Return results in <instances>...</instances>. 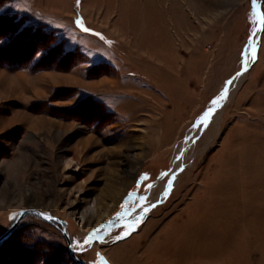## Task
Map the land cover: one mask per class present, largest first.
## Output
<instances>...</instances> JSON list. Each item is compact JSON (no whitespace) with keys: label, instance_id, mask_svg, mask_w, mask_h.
<instances>
[{"label":"rangeland","instance_id":"374dc122","mask_svg":"<svg viewBox=\"0 0 264 264\" xmlns=\"http://www.w3.org/2000/svg\"><path fill=\"white\" fill-rule=\"evenodd\" d=\"M24 208L56 224L27 213L0 264H77L62 224L74 248L103 231L85 264H264V0H0V235Z\"/></svg>","mask_w":264,"mask_h":264},{"label":"bare ground","instance_id":"6f19581e","mask_svg":"<svg viewBox=\"0 0 264 264\" xmlns=\"http://www.w3.org/2000/svg\"><path fill=\"white\" fill-rule=\"evenodd\" d=\"M152 5V4H151ZM175 9L177 10V4H175ZM154 11V14L152 13ZM150 16H153V21L151 22L150 19L147 23L146 20H136L137 23L135 22V25L137 26L138 25H141V24H146V25H149V26H154L155 28H161V22L159 23L158 25V11L157 10H154L152 9L151 13H150ZM153 24V25H152ZM259 26V25H258ZM160 32V30H159ZM166 39V38H165ZM163 38V42H165V40ZM142 43H136L135 44V47L136 49L138 50L140 47L143 48L145 47V45H149V44H154V46H161L160 43H159V40H158V35L156 36H153V35H150L148 32L143 35L142 37ZM167 42V41H166ZM139 47V48H138ZM162 47V46H161ZM238 73H241L240 75H237L235 74L231 80L233 81L232 84L230 86H228V92H227V95H226V98L221 101L220 103V106H218L216 108V111L214 112V114L210 117L209 119V122L213 121V120H216L218 119L219 117V114L221 112V106L223 104V102H226L230 97L231 95L234 93L236 87L240 84V82L242 81V79L244 78V76L246 75V69H244L243 71H240ZM103 83H108L109 86H113L116 84L115 81L111 80V81H105V82H100L98 83L99 85L103 84ZM113 88V87H112ZM212 105H210L209 107H211ZM202 117V116H201ZM200 117V118H201ZM200 118H198V120L196 121V124H199V121H200ZM217 121V120H216ZM205 125H202V126H199V127H195L194 129L190 130L188 133H187V137L185 139V141L182 143V147L179 149V152L176 154L175 158H173L171 161H170V171L167 173V179L169 180L170 179V175L173 171H175L178 166L181 164V160H183L187 154H186V151L188 148H191L193 146V143L196 139V136L197 134L199 133V131L204 128ZM168 180L167 182L161 186V192L158 194V195H154L152 197V200L151 202H149L147 205H141L139 203V201L135 204V206H133V208L131 209H128L120 218H121V222H126V223H133L137 220H139L140 218H142L144 216V214L150 209L152 208L150 205L151 204H155L157 202H159V200L163 199L164 195L166 194V192L168 191ZM151 191V190H150ZM151 193V192H150ZM148 193V194H150ZM29 208V207H28ZM144 208H148V210L145 212L143 209ZM83 217L85 216V214L83 213L82 214ZM102 232H99V234L97 236H101L102 235ZM95 239H93L94 241ZM90 244L88 245H85L84 243L80 246V247H75L78 251H81L85 248H87ZM73 247V250H74V253L77 252V250ZM150 254H147V257H149ZM160 257V256H159ZM152 259L155 258V257H151ZM148 259V258H147ZM156 260V259H155ZM148 261V260H147ZM152 261V260H151ZM157 261V260H156ZM159 261V260H158Z\"/></svg>","mask_w":264,"mask_h":264},{"label":"snow or ice","instance_id":"6c2138e0","mask_svg":"<svg viewBox=\"0 0 264 264\" xmlns=\"http://www.w3.org/2000/svg\"><path fill=\"white\" fill-rule=\"evenodd\" d=\"M77 24H79L81 27H83V24L81 23V21L79 19H77L76 21ZM85 31H88V29H84ZM241 73H237V75H240ZM232 80H229V81H226L225 82V87L224 89L222 90V92L216 97L214 98L212 101H211V107H209L206 112L202 115V117L200 118V121H199V124H194V127H199V126H202V125H206L208 122H209V119L210 117L214 114V112L216 111V108L218 106H220V103L221 101H223L225 98H226V95H227V92H228V86H230L232 84ZM162 177L163 176H167L168 174L167 173H162L161 174ZM141 180H146L147 179V174L143 175L140 177ZM171 184H172V181L171 180H168V187L170 188L171 187ZM148 188L151 189L152 188V185H148ZM129 199H131V196L129 197ZM140 200H146V197H143L141 196L139 198ZM151 207H154L155 204H151L150 205ZM145 212L148 210V208H144L143 209ZM48 219H52L51 217H47ZM140 220H137L135 222H133V225L134 224H137L139 223ZM97 232H99V229H97L95 232L89 234L83 241V243L85 245H88V244H91L93 242V239H99L100 237L97 236ZM131 232L130 231H127L124 233L125 236L127 235H130ZM121 237H117V239H119ZM80 244L79 242L77 243V247H79Z\"/></svg>","mask_w":264,"mask_h":264},{"label":"water","instance_id":"95a60500","mask_svg":"<svg viewBox=\"0 0 264 264\" xmlns=\"http://www.w3.org/2000/svg\"><path fill=\"white\" fill-rule=\"evenodd\" d=\"M27 213H33L41 218H43L44 220L48 221V222H54L56 221V217H54L51 214H47L45 212L39 211L37 209L31 208V209H27L24 208L22 209V211L18 214V216L16 217V219L14 220V222L0 235V246L1 244L11 235V233L14 231V229L17 227V225L19 224V222L21 221V219L27 214ZM47 217H51L52 219H48ZM62 227L60 228L61 233L63 235V237L66 240L67 243V249H68V254H70V256L72 257V259L77 263V264H85L83 263L81 260H79L78 258H76L74 256V250L71 244V241L69 239V236L65 230L64 225H61Z\"/></svg>","mask_w":264,"mask_h":264},{"label":"flooded vegetation","instance_id":"af4514ba","mask_svg":"<svg viewBox=\"0 0 264 264\" xmlns=\"http://www.w3.org/2000/svg\"><path fill=\"white\" fill-rule=\"evenodd\" d=\"M53 223L56 224V221H54Z\"/></svg>","mask_w":264,"mask_h":264}]
</instances>
